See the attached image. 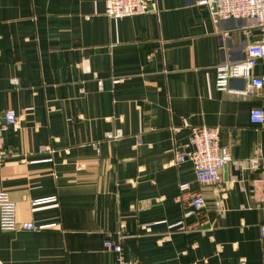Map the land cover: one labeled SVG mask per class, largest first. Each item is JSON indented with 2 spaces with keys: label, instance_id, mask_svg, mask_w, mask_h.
<instances>
[{
  "label": "crops",
  "instance_id": "1",
  "mask_svg": "<svg viewBox=\"0 0 264 264\" xmlns=\"http://www.w3.org/2000/svg\"><path fill=\"white\" fill-rule=\"evenodd\" d=\"M263 39L255 20L215 18L199 0H149L123 18L106 15L104 0H0V112L21 119L3 131L0 190L19 223L51 225L0 228V264H114L107 239L140 264H264V204L250 194L264 177V124L249 118L264 87H216L218 66ZM251 75L263 76L261 62ZM185 121L221 129L233 161L217 182L176 161ZM253 157L255 169L234 162ZM182 183L206 199L205 230L188 229Z\"/></svg>",
  "mask_w": 264,
  "mask_h": 264
},
{
  "label": "built area",
  "instance_id": "2",
  "mask_svg": "<svg viewBox=\"0 0 264 264\" xmlns=\"http://www.w3.org/2000/svg\"><path fill=\"white\" fill-rule=\"evenodd\" d=\"M105 13L111 18H123L132 15L144 14L149 11V0H104ZM200 5H206L211 14L218 19L250 18L256 21L257 26L264 32V0H199ZM261 62L263 64V76H252L253 69ZM232 79H244V87L232 86ZM103 89V82L99 81ZM216 87L221 91H230L242 96H252L264 87V39L248 47L247 58L238 63L225 62L217 68ZM252 124H264V108L254 107L249 115ZM21 119L15 111L0 112V157L4 152L3 131L9 128H18ZM185 126L191 130L186 149H177L176 161L190 160L194 166L196 179L200 183L217 182L220 171L233 161L228 147L221 144L218 127L207 125L192 126L185 121ZM122 131H108L106 138L117 140L122 137ZM41 151L53 152L49 146L42 147ZM52 161L51 158L46 159ZM240 167H259V158L253 157L247 160H235ZM181 199L187 204L184 219L195 218V222L188 229H201L205 225L210 226L211 220L204 213L206 199L198 191L192 190L189 183L180 184ZM251 197L258 206L264 204V177L254 179L250 189ZM57 196L32 199V205H42L57 202ZM218 205H221L219 203ZM51 225H36L32 222L19 223L17 220V205L8 191L0 190V228L4 231L17 229L37 231ZM211 229V228H210ZM260 236L264 239V222L260 225ZM106 250L116 254L114 264H140L137 259L130 258L119 241L107 239L104 242Z\"/></svg>",
  "mask_w": 264,
  "mask_h": 264
},
{
  "label": "water",
  "instance_id": "3",
  "mask_svg": "<svg viewBox=\"0 0 264 264\" xmlns=\"http://www.w3.org/2000/svg\"><path fill=\"white\" fill-rule=\"evenodd\" d=\"M239 80H241L243 84L245 83V80L244 79H232V82L239 81Z\"/></svg>",
  "mask_w": 264,
  "mask_h": 264
}]
</instances>
